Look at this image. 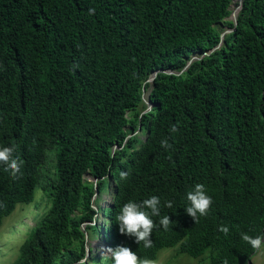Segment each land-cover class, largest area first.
Segmentation results:
<instances>
[{
  "label": "trees",
  "instance_id": "trees-1",
  "mask_svg": "<svg viewBox=\"0 0 264 264\" xmlns=\"http://www.w3.org/2000/svg\"><path fill=\"white\" fill-rule=\"evenodd\" d=\"M237 5L0 0V146H15L23 161L19 178L0 165V225L38 189L49 203L11 264L103 262H80L86 236H101L95 188L94 199L111 195L100 209L111 248L155 259L179 244L193 258L209 250L210 264H248L256 249L241 233L264 235V0H242L234 25ZM144 98L153 107L142 114ZM139 124L146 140L126 139ZM49 151L54 172L44 166ZM196 184L213 203L194 224L184 209ZM153 195L172 225L154 229L145 249L119 234L115 216ZM167 200L173 207H163Z\"/></svg>",
  "mask_w": 264,
  "mask_h": 264
},
{
  "label": "clouds",
  "instance_id": "clouds-1",
  "mask_svg": "<svg viewBox=\"0 0 264 264\" xmlns=\"http://www.w3.org/2000/svg\"><path fill=\"white\" fill-rule=\"evenodd\" d=\"M241 1L242 0H238V5L236 7L232 8L233 9L232 12L237 8H239V10H240ZM239 10H238V12H239ZM232 12H231V14H232ZM88 14L89 15L95 14V9L90 8L88 10ZM231 14L229 17L230 20H232ZM236 23H237V20H236ZM230 31L231 30H228V29L224 30L221 34L220 39L222 40L224 35L226 33H229ZM219 46H220V43L216 47L210 49L208 52H204L201 55V58L210 54L214 50L218 49ZM193 59H198V58L194 57ZM155 76H156V73H153L147 81L152 82L154 80ZM143 101L146 104L147 109L144 112H142V114L149 111L153 107L149 103V101L145 100V98ZM139 127H140V129H139ZM178 127H179L178 125H172V127L169 130L170 133H173V134L177 133ZM136 134H139V137L141 139L146 140L148 132H146L144 134V137H143L141 135V125L139 124L137 131L132 132V134L128 135L126 137V139H128V138H130ZM161 147L167 151V150H170L172 148V145L169 144L168 139L165 138V139L161 140ZM114 148L117 149L118 147L115 146ZM15 151H16L15 146H0V165H6L5 170L9 171L12 177L19 178L20 176H22L21 169L23 167V161L20 159L19 156L14 155ZM51 153L54 156V165H53V172H54V170H55L54 152H50V151L48 152L47 156L45 157L44 166L46 167L47 157ZM128 175H129V173H127V172H121L120 173V179L125 180L128 178ZM86 179H88V181H96L97 180V179H93L90 175H87ZM41 192H42V190H41ZM35 194H36V192H35ZM35 194H34V198H33L32 202H30L29 204H26L27 206L34 202ZM42 195H43V192H42ZM96 195H97V189L95 188V195L93 197V201L99 202V199L102 196L109 195L110 196V202L107 205H105L104 207H108L111 204V195L109 193L102 194V195L98 196L96 199H94L96 197ZM186 198H187V201H189V206L184 210H185L186 214L194 221V224H196V223H198L200 217L207 216V214L211 208V205L213 203V200H212L211 196H209L207 194V190L203 184H196L191 191L187 192ZM173 203H174L173 201L167 200L164 202L163 207L171 208V207H173ZM19 204H23V203H19ZM47 205H48V201H47ZM161 207H162L161 200L158 196H155V195H153L147 199H144L142 202H136L133 200L128 201L127 203H125L120 208L118 214L115 216V223L118 225L119 234L122 236L134 238L135 243H137L138 245L142 244L145 249L151 248L153 246V241L151 239L153 230L162 227L165 231H168L170 229V226L172 225V222L170 220L169 215L161 216ZM15 208H16V206L14 207L13 211L15 210ZM94 209H95V207H94ZM95 210H96L97 214L94 217L95 220L93 223L98 225L99 228L101 229V236L97 235L94 238H89L86 236L85 257L82 258V260H80V262H85L87 259H89L91 257V255H93L97 260H101V259L103 260V262H99V264H105V259L110 260L111 264H156L155 260L157 257L155 259H151L148 257H140L137 255V252L132 251V249L127 247V246L118 245L114 248H111L109 243H108V237L105 235L106 234L105 229L108 227L109 223H108V221H105L106 219H103L102 215H101V219H102L101 223L97 222L96 217L98 216V211H97V209H95ZM46 211L44 213H46ZM8 216H6V217H8ZM6 217H4L3 220ZM153 217H159L158 222L154 221ZM3 220H2V222H3ZM37 222L35 223V225L37 224ZM87 224H92V223L86 222V223L82 224L83 230L85 229V225H87ZM1 225H2V223H1ZM28 230H27L26 234L28 233ZM218 230L220 232L224 233L225 235H227L229 232V228L227 226H223V225ZM26 234H25V236H26ZM25 236L23 237V239L25 238ZM96 238L97 239L99 238L101 240V242H103L105 244V249L103 250V255L98 253L99 250H96V253H95L92 245L90 244V242ZM23 239H22L21 243L23 242ZM241 239L244 242L248 243L253 249H256L255 252L257 250H259L262 246H264V235H257L255 237H253V236L248 235L247 233H241ZM21 243L19 244V246L21 245ZM174 247H178V252L183 253L180 251L179 244L175 245L173 247H170V248H174ZM18 249H19V247H18ZM90 249H91V251H90ZM163 249H168V248H163ZM163 249H161V250H163ZM161 250H159V252ZM207 251H209V250H206L205 253ZM184 254H186V253H184ZM208 255H209V252H208ZM157 256H158V254H157ZM248 264H251V259L248 262Z\"/></svg>",
  "mask_w": 264,
  "mask_h": 264
},
{
  "label": "rangeland",
  "instance_id": "rangeland-1",
  "mask_svg": "<svg viewBox=\"0 0 264 264\" xmlns=\"http://www.w3.org/2000/svg\"><path fill=\"white\" fill-rule=\"evenodd\" d=\"M145 131L141 132L144 137ZM54 156L49 154L46 167L53 172ZM110 202V196L104 195L99 202H94L98 211L97 222L101 223L100 209ZM49 208L40 189L36 191L34 202L30 205L17 204L15 210L6 217L0 226V264H11L18 254V247L27 230L34 226L40 216ZM90 242V241H89ZM95 253L103 255L105 244L98 238L90 242ZM207 251L199 258H192L178 252V247L163 249L158 253L156 264H210ZM96 264V263H94ZM251 264H264V246L257 250L251 258Z\"/></svg>",
  "mask_w": 264,
  "mask_h": 264
},
{
  "label": "water",
  "instance_id": "water-1",
  "mask_svg": "<svg viewBox=\"0 0 264 264\" xmlns=\"http://www.w3.org/2000/svg\"><path fill=\"white\" fill-rule=\"evenodd\" d=\"M238 10L239 8L235 9L232 14H231V18H232V22L236 25V16H237V13H238ZM226 33V32H225ZM140 129V127H139Z\"/></svg>",
  "mask_w": 264,
  "mask_h": 264
}]
</instances>
